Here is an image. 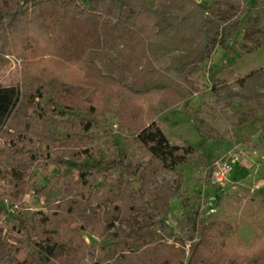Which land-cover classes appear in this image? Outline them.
<instances>
[{
  "label": "rangeland",
  "instance_id": "1",
  "mask_svg": "<svg viewBox=\"0 0 264 264\" xmlns=\"http://www.w3.org/2000/svg\"><path fill=\"white\" fill-rule=\"evenodd\" d=\"M195 1L205 7L210 6L208 14L211 10L218 9L220 13L226 9L223 0ZM245 1L253 6L257 0ZM165 2L141 0V5L154 11L160 10ZM172 15L178 14L174 12ZM210 17L218 30L217 43L209 58L190 76L193 83L191 94L179 104L156 112V122L170 142L187 144L197 150L172 171L163 169L160 164L151 167L146 153L130 138L118 134V121L111 114L101 117L99 125L87 135L92 144H86V139L77 143L67 142L66 130L85 118L83 111L88 105L109 101L108 97H102L98 84L88 79L90 69L86 67L87 63L82 61L72 65L65 59L70 51L56 49L64 44L53 43L45 48L44 37L30 31L8 35L0 43V88H16L21 100L39 87L43 88V93L50 92L41 102L49 103L50 108L55 109L50 114V121L44 124L53 136L56 148H59L55 156L63 155L65 161L71 162V157L75 160L79 155L104 160L125 155L127 168L116 170V176L130 186L132 204L146 210L143 215H132L125 221L115 222L114 227L128 233L132 227L135 231L144 225H154L161 243L159 258L169 257L168 260H171L169 263L158 258L152 261L154 264H178L181 255L178 254L175 260L170 246L184 253V264H187L194 245L201 239L206 241V251L215 264L264 263V151L249 148L250 145L264 144V100L253 102L236 98L230 102L229 108L215 107L210 92L215 86L238 91L239 78L259 69L264 70V45L254 42L259 39L257 33L264 31V6H255L250 20L248 14L239 21L224 19L223 15L211 14ZM248 31L253 34L251 41L244 39ZM48 36L51 37L50 42L58 39L52 33ZM181 53L182 48L170 51L171 56ZM109 55L113 56V53L109 52ZM134 83L135 75L124 74L113 81L101 80L99 84L123 93L124 88H130ZM260 91L264 92V87ZM56 93L59 99L55 102L59 101V105L52 106L51 99ZM164 97L157 89L149 88L147 95L134 96L132 102L144 108L156 105ZM23 110H19V114L15 112L17 115L11 121L16 124L24 122L29 112ZM243 119L248 122L242 124ZM204 130L211 131L217 139H208L201 134ZM221 163L229 164L231 170L225 184L218 187L212 183V172ZM14 168L26 173L32 190L18 197L15 202L17 210L0 198V264H20L32 254V241L18 230L19 221L26 225L40 216L53 218L52 205L48 204H52L50 200L57 198L59 190L66 187L61 176L71 173L67 176L68 180L76 179L77 175L76 170L70 167L60 171L53 166H49L45 174L36 173L28 160L20 161ZM143 182L146 192L140 196L137 189ZM7 183L6 178H0L2 187ZM103 185L115 192L116 186L108 180H104ZM37 186L55 188L49 194L50 200L33 191ZM237 189L242 191V198L233 196ZM155 190L173 193L168 200L167 215H164L161 206L154 203ZM249 199H255L254 212L247 210L245 216ZM101 205L105 211L109 209L106 201H102ZM250 212H253L252 216ZM76 219V214L69 215L61 219L63 227L68 229H55L59 242L67 245L61 251V257H57V262L67 264L76 256L70 264H119L111 244L113 242L109 237L105 238L113 230L95 228L91 229L92 233H77L79 229H73L79 226ZM96 221L89 218L88 225ZM70 249L73 251L70 252Z\"/></svg>",
  "mask_w": 264,
  "mask_h": 264
},
{
  "label": "trees",
  "instance_id": "2",
  "mask_svg": "<svg viewBox=\"0 0 264 264\" xmlns=\"http://www.w3.org/2000/svg\"><path fill=\"white\" fill-rule=\"evenodd\" d=\"M223 5L225 11L218 13L219 10L215 9L211 10V14L223 15L230 21H239L248 14L250 20L255 6H264V0H257L253 6L247 5L245 0H223ZM210 8L195 0H166L160 10L154 11L144 9L141 0H0V43L8 35L30 31L44 37L45 48L53 43L64 44L56 49L61 52L69 50L67 54L72 58L68 56L65 59L72 65L82 61L87 63L86 67L90 69L88 79L98 84L102 97H108L109 101L88 105L83 111L85 118L66 130L67 142L77 143L86 139V144H92L87 135L99 125L101 117L111 114L118 121V134L130 138L141 148L149 157L151 167L160 164L163 169L172 171L197 150L187 144L170 142L156 122V112L179 104L191 94L193 83L190 76L209 58L217 43L218 30L211 14H208ZM174 12L178 15H172ZM48 33L55 34L58 39L50 42ZM257 34L259 39L254 42L264 45V31ZM252 36L248 31L244 39L251 41ZM175 48H182L183 53L171 56L170 51ZM124 74L135 75V83L130 88H124L123 93L99 84L101 80L113 81ZM237 86L238 91L224 86L213 87L210 92L214 106L229 108L230 102L236 98L253 102L264 100V92L260 91L264 87V70L259 69L239 78ZM149 88L157 89L165 99L144 108L132 102L134 96L147 95ZM41 89H35L34 93L21 100L16 88H0V178L8 180L6 186L0 185V198L17 210L15 202L18 197L32 190L26 173L14 168L22 160H28L36 173L45 174L49 166H53L60 171L70 167L76 170L77 175L76 179L68 180L67 176L71 173L61 176L66 187L59 190L54 200L48 199L54 187L37 186L33 189L52 202L48 205H52L54 217L40 216L26 225L19 221L18 230L32 241L34 247L32 254L20 264H59L57 257H61L60 253L67 245L59 242L55 229H68L63 227L61 219L75 214L79 226L73 229H79L77 233H92L91 229L95 228L113 230L105 238L109 237L113 242L111 244L119 264H154L152 261L158 260L161 250L154 225H144L135 231L132 227L128 233L114 227L115 222L125 221L132 215H143L146 210L132 204L130 186L116 176V170L127 168L125 155L112 160L79 155L75 160L71 157V162L65 161L63 155L55 156L59 148H56L53 136L44 126L55 109L50 108L49 103L42 104L41 101L50 92L43 93ZM58 95L53 94L52 106L59 105V101L55 102L59 99ZM21 109L29 113L24 122L16 124L11 120ZM247 122L246 119L241 121L242 124ZM201 134L208 139H217L209 130ZM249 148L264 151V144L250 145ZM104 180L116 186L115 192L106 189ZM144 184L141 183L137 189L140 196L146 192ZM154 192L157 193L155 205L161 206L164 215H167L168 200L173 193L166 190ZM241 192L237 189L233 196L240 198ZM102 201L109 204L107 211L102 208ZM253 201L255 199L248 200L245 216L247 210L254 212ZM253 212H250L251 216ZM89 218L97 221L89 226ZM99 235L102 236V233ZM206 247L208 245L203 239L196 243L187 264H215L210 261ZM169 248L174 251L175 260L178 254L181 255L178 264H184V253L172 246ZM75 259L76 256L67 264ZM159 259L171 262L169 257Z\"/></svg>",
  "mask_w": 264,
  "mask_h": 264
},
{
  "label": "built area",
  "instance_id": "3",
  "mask_svg": "<svg viewBox=\"0 0 264 264\" xmlns=\"http://www.w3.org/2000/svg\"><path fill=\"white\" fill-rule=\"evenodd\" d=\"M231 167L227 163L218 164L212 172V183L219 186H223L227 181V177L230 173Z\"/></svg>",
  "mask_w": 264,
  "mask_h": 264
}]
</instances>
